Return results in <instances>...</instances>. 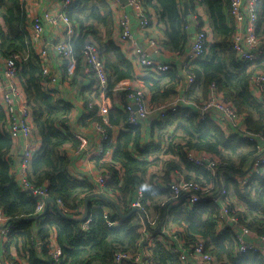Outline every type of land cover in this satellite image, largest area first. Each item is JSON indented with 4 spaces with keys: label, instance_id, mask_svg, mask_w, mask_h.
<instances>
[{
    "label": "trees",
    "instance_id": "obj_1",
    "mask_svg": "<svg viewBox=\"0 0 264 264\" xmlns=\"http://www.w3.org/2000/svg\"><path fill=\"white\" fill-rule=\"evenodd\" d=\"M177 2L178 0H143V5L145 11L150 7L158 12L165 37L161 46L182 56L188 42V30L185 29L186 18ZM197 5L206 9L216 42L209 47L206 55L191 62L185 69V77L191 75L194 78L185 97L196 103L204 102L208 87L214 83L225 98L231 101L235 110L245 117L246 129L252 133L264 134V107L251 95L249 83L255 71L264 72V59L253 64L241 63L230 49L234 22L229 14V0H198ZM193 8L190 4L191 13ZM64 13L77 25L79 31L72 42L77 63L75 70L80 68L83 47L88 42H94L104 62L109 90L121 81L134 80L133 65L124 59L112 40L114 22L109 2L74 0ZM0 19L6 28V34L0 40V56L3 59L16 54L26 57L25 61L18 63V79L24 89L31 122L40 136V149L34 152L30 161L27 182L32 189L45 188L49 200L44 211L36 213V198L29 190L21 187L12 173L13 163L9 154L13 140L5 132V115L0 106V212L7 224L12 225L4 246L7 251L2 253L3 260L9 264H20L9 256L11 247L26 264H53L49 252L50 238L54 236L52 242L62 252L60 264H115L114 256L117 253L131 256L139 253L143 236L140 229L144 227L151 231L148 223L150 212L156 213L155 223L160 229L167 208L173 202H178L182 207L178 208V205L168 211V215H172V222L181 228L179 234L183 235L181 239L185 246L200 239L205 244V252L219 264H264V258L260 254H237L230 223L226 224L228 229L218 230V203L204 200L189 207L182 197L175 199L168 188L161 189L153 183L145 182L150 167L157 161H149L147 158L161 150L173 159L166 164V172L162 178L164 183L170 182V174L180 173L181 167L196 177L191 179V176H186L185 179L196 181L203 187L215 184L218 188L219 175L224 177L230 173L242 177L245 174L254 155L252 145L239 135H225L212 120H200L192 107H181L154 124L157 131H171L162 142L164 149L163 146L143 145L144 135L140 125L128 126L127 114L123 108L111 109L107 114L106 124L98 115L97 106L89 108L82 123L91 119L90 122L101 125L109 135L111 128L122 125L125 128L119 132L115 143L110 144L111 160L101 162L102 155L95 160V169L100 174L110 175L103 195L118 207L121 204L124 213L132 209L137 187L142 188L144 195L136 211L126 218H120L107 201L92 198L88 202L85 219L80 220L84 212V200L97 193V189L86 178L77 180L71 175L70 161L61 152L65 145L73 148L80 145L72 134L64 130L71 106L57 99L52 91L44 89V84L50 81L42 76L40 59L32 49L24 0H0ZM196 23V28H199L201 23ZM258 26L259 31L264 34V0L259 5ZM178 70L179 67L172 65L169 72L141 79L149 105H163L179 96V89L185 86V77ZM196 92L201 93L199 99L195 97ZM188 151L206 153L215 158L216 175L213 177L188 163ZM176 158L177 162L174 161ZM221 189H225L228 196L232 192L245 205L242 211L237 210L231 202L228 203L230 215L237 224L257 236H264V166L251 175L245 185L227 178ZM58 201L62 204L61 208L57 205ZM163 201L166 202L162 204ZM107 210L110 211V220L118 222L113 228L106 225L104 213ZM85 225L87 230H84ZM152 232L155 233V230ZM149 253L146 259L148 264H180L177 257L159 242L149 249ZM129 264L136 263L132 261Z\"/></svg>",
    "mask_w": 264,
    "mask_h": 264
},
{
    "label": "built area",
    "instance_id": "obj_2",
    "mask_svg": "<svg viewBox=\"0 0 264 264\" xmlns=\"http://www.w3.org/2000/svg\"><path fill=\"white\" fill-rule=\"evenodd\" d=\"M74 0H61V12L57 17H51L49 14L43 17H35L32 20V43L37 39L38 35L43 30L42 23L44 21L53 24L60 23L63 27V40L51 46L53 53L65 62L63 72L69 76L75 72L76 59L74 57V49L72 42L77 38L78 34L75 30L74 23L66 16L64 11L71 7ZM262 0H229V14L234 22V33L229 41L230 49L235 53L241 63L253 64L264 59V34L259 31V5ZM127 6L131 10L132 16L138 21L141 31L148 29L150 21L144 9L143 0H127ZM198 26L197 23H195ZM119 39L121 42L130 45L132 50L133 63L137 68L145 69L151 75L157 76L171 70L169 64L162 63L149 58L146 52L138 45L134 39L130 29V19L127 14H123L118 19ZM185 29H188L186 27ZM6 29L0 28V40ZM145 33V32H142ZM148 44L154 49L155 53L159 52V47L155 40L150 39ZM208 48L207 33L201 27L197 29L193 42L182 56V61L179 67L180 75L185 77V69L191 62L202 58ZM23 55L16 54L8 59H3L0 69L3 74L4 91L1 96V108L5 115L8 134L12 140L21 139L23 142L22 153L19 162V182L24 190H29L33 197L36 198V213H42L45 209L46 200L48 198L45 188L32 189L27 182V170L31 159L34 156V149L31 147L30 141L32 137L33 124L30 122L31 114L28 107L18 106L17 100L19 96V79L18 63L25 61ZM49 51L44 47L40 50L39 59L42 65V76L47 80L54 82L55 77L50 76L45 63L48 61ZM81 64L92 75L95 85V91L100 97L96 104H89V107L96 105L98 113L102 117V122L107 123V114L111 110L109 93H119V98L123 102V110L127 114L126 124L131 127L140 125L151 114L156 113L160 120H164L168 113H174L181 107H192L195 109L199 119L213 120L220 128L228 126L237 132V135L246 138L254 149L253 159L250 164V173L248 179L264 166V134L252 133L247 131L241 125V118L233 107L231 101L225 98L224 94L219 91L217 86L212 83L208 87L207 98L204 102H193L188 100L185 95H179L169 103L152 107L148 103L147 96L142 88L133 87L131 81L124 80L119 82L112 90H109V81L102 58L100 57L98 47L94 42H88L81 52ZM45 65V66H44ZM150 75V76H151ZM194 82L193 76L185 77V87L188 88ZM250 87L257 92L255 99L261 102L264 107V72L255 71L250 79ZM251 91V90H250ZM99 140L96 147L98 155L111 150V137L107 131L96 124ZM186 160L194 167L199 168L213 177L216 175L217 161L211 155L206 153H197L194 151L186 152ZM110 175L103 173L98 175L95 180L97 193L103 194L105 187L109 181ZM241 179V185H245L249 180ZM170 194L175 198L182 197L184 203L189 207L198 205L203 200H211L220 205L219 215L217 217L218 228H223L227 223H230V229L233 236V241L237 246V254L242 255L247 252L260 254L261 249H264V236H257L258 244L246 242V237L253 235L246 227L237 224L236 220L231 217L226 199L227 192L221 189L219 194L214 198L208 195L207 188L203 187L196 181L187 180L181 173H175L167 185ZM143 190L141 187L136 189L135 201L131 207L137 208L143 199ZM59 208L62 204L58 201ZM71 214V213H70ZM104 219L107 227L113 228L117 226V221H111L108 212L104 213ZM12 229V225H8L6 219L0 216V248L4 252V246L8 241V234ZM87 225L84 230H87ZM161 229H159L160 231ZM163 232V231H162ZM255 235V234H254ZM182 237L174 241H162V245L175 255L180 264H191L189 260H193L200 264H219L218 261L205 252V244L202 240L197 239L193 243L185 246ZM51 249L49 254L53 260V264L61 263L62 252L60 247L50 241ZM153 238L147 237L143 244L147 247H152ZM144 257L147 253L144 252ZM148 264L146 259L140 260V255L131 256L126 253H117L114 256L115 264ZM0 264L2 262L0 261ZM9 264V263H5Z\"/></svg>",
    "mask_w": 264,
    "mask_h": 264
},
{
    "label": "crops",
    "instance_id": "obj_3",
    "mask_svg": "<svg viewBox=\"0 0 264 264\" xmlns=\"http://www.w3.org/2000/svg\"><path fill=\"white\" fill-rule=\"evenodd\" d=\"M106 1L109 2V5L111 9L113 10L112 16H113L114 23H113L112 40L114 41L115 45L119 47V51L121 55L124 57V59L129 61L134 67V74H135L134 80H131V85L133 87L142 88L144 90V86H143L141 79L144 77H149L151 74L145 69H140L135 66V64L133 63V59H132V50H131L130 45L121 42L119 39L118 19L124 13L129 16L130 29H131V33L134 39L136 40L138 45L146 52L149 58L160 61L165 64H169L170 66L173 65V66H176L177 68L180 67L183 55L177 56L173 52L165 50L161 46L162 41L165 39V37H164L163 25L159 18L158 12L155 8L147 7L146 12H147V16L149 18L150 24H149L148 29H146L145 31H141L142 29H140L138 21L132 16L131 10L126 5L127 0H106ZM197 1L198 0H178L177 2L181 13L186 18L187 27H188L187 29L188 30L187 31L188 33L187 41L188 42L185 45L186 47L185 52L188 51V49L190 48L193 42L194 36L198 29L196 28L197 26L195 23L196 21H198L201 23L200 27L203 30H205V32L207 33L208 48L205 53L206 55L209 47L212 44H214L216 41H215L214 36L211 33L210 23H209L206 9L202 6H198ZM24 4H25V9L27 11V21L29 22L27 26V31L29 32L30 35L32 34L31 25H32L33 18L43 17V15L45 14H49L51 17H57L59 16V13L61 12V0H24ZM190 4L194 6L192 13L189 11ZM195 18H198L199 20ZM42 25H43V30L38 35L37 39L32 43V49L34 53L39 57L40 50H42L44 47L48 48L49 58H48V61L45 63V65L47 67L49 75L55 77L54 82L50 81L44 84V89L47 91H52L57 99H61L71 106V110L67 116L68 121L65 124L64 130L72 134L77 139V141L80 143V145L77 148H73L71 147V145H65L61 149V152H63L70 161L71 175L77 180H83L86 178L87 180L91 181L96 187L95 180L98 177V175H100V172L95 169V160L97 157L102 155L101 162H109L111 160L112 149L109 152H105L103 154L98 155L96 151V147H97L98 140H99V133L97 132L96 124H94L93 122H90L91 119L85 120L84 123L82 122L85 119V116L88 115L89 108H91L89 107V104L90 103L96 104V102L100 100V97L95 91V85H94V81L92 79V75L90 71L88 72L85 69V67L82 66L81 63H80V68L78 70H75L73 74L67 76L63 72L62 69H64L65 67V62L60 60V58H58L53 53V50L51 49V46L53 44L63 40V35H62L63 27L61 26V24L60 23L53 24L51 22L44 21ZM74 26L78 34L79 31L75 23H74ZM0 28L4 30L6 29L1 19H0ZM142 32H145V33H142ZM5 34H6V31L4 35ZM150 39H153L156 41L159 47L158 53H155L154 49L149 46L148 41ZM2 62H3V58L0 56V65ZM18 89H19V96L17 100L18 106L26 107L27 100H26V96L24 93V89L20 81H19ZM187 90L188 88H186L185 86L181 87L179 89L178 95L185 94ZM3 91H4V80H3L2 71L0 69V105H1V96H2ZM144 92L146 94L145 90ZM252 93L253 95L257 96V92H255L251 88V94ZM108 96H109L108 98L110 99L111 109L121 110L123 108V102L119 98V93L112 92ZM195 97L199 99V97H201V93L196 92ZM98 115L101 116L100 113H98ZM212 121H214V119ZM30 122H31V119H30ZM157 122H161V120L159 119L157 114L154 113L148 116V118L145 119L140 124V129L142 130V133L144 135L143 145L147 147H150V146L158 147L159 146L160 148L164 145L162 143L164 141L162 139V136L160 135V133H162L161 131H158L157 138L154 137L153 130H156V127L154 126V124ZM221 129L224 132V134L227 136L237 135V132L231 127H229V125L226 127L223 126L221 127ZM123 130H125L123 125L120 127L111 128L110 137H111L112 145L115 143L119 132ZM5 132L8 133V129L6 125H5ZM12 143H13V146L9 154V157L11 158L12 163H13L12 173L15 175L17 179H19V174H18L19 173V162H20V157L22 153L23 142L21 139H17V140L15 139L13 140ZM30 144H31V147L34 149V152H37L40 149V136H39L38 131L34 127L32 130V137H31ZM154 154H157V153H154ZM158 154H164V152L161 150ZM150 155H153V154H150ZM164 156H169V155L164 154ZM149 157L147 159H149ZM169 157L170 159L169 161L166 162V164L168 162L173 161V159H171V156ZM151 160H153V156L151 157ZM156 160H157L156 164H158V162H160L159 158H156ZM174 161L177 162V158L174 159ZM166 164H165V172L167 168ZM180 173L184 177L191 176V179L196 178L194 174L184 171L183 167H181ZM249 173H250V166L246 169L245 174L242 177H239V176H236L230 173H228L227 176H224V177L223 175H219L218 176V181H219L218 188L216 187L215 184H209L205 186L208 190V195L213 196L215 198L218 195L216 193L220 192L221 187H223L224 181L227 178L236 180L241 185L240 180L248 179ZM120 175H122V172L120 173ZM173 175L174 173L170 174L171 179ZM161 176L156 177L153 173H150V169H149L147 176L145 177V182L148 184L153 183L154 186L159 187L161 189L165 187L167 188L168 181L164 183L162 180L163 177L161 178ZM165 202L166 201H163L162 204ZM227 202L228 203L231 202L237 210L243 211L245 209V205H243L234 195H232V192L229 193V196L227 195ZM177 206L178 208L182 207V205L180 206L178 202H173L169 206V208H167V211L165 213L166 215L165 219L162 221L161 226H160L161 227L160 231L158 229V226L154 227L156 218H157L156 213L150 212L151 217L148 219L149 220L148 223L150 225L151 231L146 230V228L144 227L140 229V232L143 235L142 241L140 242L141 248L139 250V253L135 255V256L140 255V260L144 261L150 255L149 249L151 247H147L145 244H143L144 240L147 237L150 236L153 238V243H152V247H153V245L157 242L162 244V241H169V240L174 241L175 239H178L181 236H183L179 234V231L181 230V228L172 222L171 217H170L172 215L170 216L168 215V211H170L171 209ZM119 207L118 209L120 210L122 214H127L132 209H134L131 207L132 208L131 210L129 211L127 210L128 212L124 213L123 210L121 209V204L119 205ZM79 211H82V210L80 209ZM105 212H110V211L107 210ZM0 216H1V212H0ZM36 227L37 226L35 225V228ZM224 229H228L227 225H225L223 228H218L219 231H223ZM152 230H155V233L152 232ZM50 241H54V236L50 238ZM257 241L258 240L256 239V235H254V233L252 236L246 237L247 243L258 244ZM5 251H7V248L4 247V252ZM4 252H2V248H0V261L2 262V264L9 263L3 260L2 258V253ZM144 252L147 253L148 255L147 257H144L145 255ZM260 255L264 258V249H261ZM9 256L13 260L19 261L20 264H26L23 260H20L17 257L15 249L11 247L9 249ZM189 262L191 264H200L193 260H189Z\"/></svg>",
    "mask_w": 264,
    "mask_h": 264
},
{
    "label": "rangeland",
    "instance_id": "obj_4",
    "mask_svg": "<svg viewBox=\"0 0 264 264\" xmlns=\"http://www.w3.org/2000/svg\"><path fill=\"white\" fill-rule=\"evenodd\" d=\"M250 90H251V87H250ZM252 95V94H251ZM253 96V95H252ZM254 97V96H253ZM254 98H256V97H254ZM258 101V100H257ZM258 103H260L261 104V102H259L258 101ZM262 105V104H261ZM238 113V112H237ZM238 115L240 116V118H241V125L246 129V127H245V117L242 115V114H239L238 113ZM247 130V129H246ZM154 131V137L155 138H157V135H158V131L157 130H153ZM170 131V130H169ZM169 131H167V132H162V133H160V135L162 136V139H163V141L164 140H166V138L169 136V134H170V132ZM248 131V130H247ZM250 132V131H249ZM153 133V132H152ZM165 147V146H164ZM164 147H163V149H164ZM153 156V159H156V158H159V160H160V162H158V164H154V165H152L151 167H150V173H153L156 177H160L161 176V174H162V176H161V178L163 177V175H164V172H165V164H166V162L167 161H169V159H170V155L169 156H164V154H154L153 153V155H151L150 157H149V161H151V157ZM171 159H172V157H171ZM155 226H156V223H155ZM154 226V227H155Z\"/></svg>",
    "mask_w": 264,
    "mask_h": 264
},
{
    "label": "water",
    "instance_id": "obj_5",
    "mask_svg": "<svg viewBox=\"0 0 264 264\" xmlns=\"http://www.w3.org/2000/svg\"><path fill=\"white\" fill-rule=\"evenodd\" d=\"M124 3H125V2H124ZM125 4H126V3H125ZM126 5H127V4H126ZM185 14H187V13H185ZM92 198H97V199H100V200L102 199V200H105V201H107L108 203H110V204L114 207V209H115L117 215H118L120 218H126V217H128L129 215H131L133 211L136 210V208H134V209H132L130 212H128L127 214H122V213L120 212V210L118 209L117 205H116L111 199L105 197L103 194L95 193L94 195L89 196V197H87V198L84 200V212H83V215H82V217H81L80 220H84V219H85V216H86V213H87V205H88V202H89ZM48 201H49V200L47 199L46 202H48ZM62 214H63V213H62Z\"/></svg>",
    "mask_w": 264,
    "mask_h": 264
}]
</instances>
